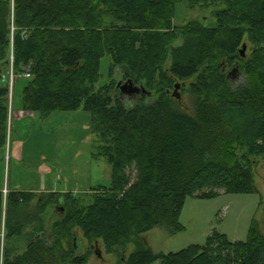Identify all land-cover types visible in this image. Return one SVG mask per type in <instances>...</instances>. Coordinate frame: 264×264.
Here are the masks:
<instances>
[{
	"label": "trees",
	"instance_id": "trees-1",
	"mask_svg": "<svg viewBox=\"0 0 264 264\" xmlns=\"http://www.w3.org/2000/svg\"><path fill=\"white\" fill-rule=\"evenodd\" d=\"M13 3L12 18L11 0H0V151L9 144L13 46L15 78L30 75L24 78L23 110L91 113L100 141L93 155L106 158L113 174L110 187L94 190L89 199L66 194L63 217L51 233L43 217L29 213L37 193L0 192V264H85L87 258L77 257L70 242L75 228L87 240L102 242L108 253L134 243L135 250L119 264H264V233L256 220L245 242L213 232L203 245L155 254L143 238L156 228L181 232L189 198L216 199L219 190L261 195L253 167L256 158L264 160V0ZM182 3L222 8L214 12L212 27L205 18L179 29L173 20ZM181 37L183 44L173 48ZM246 38L255 49L243 58ZM106 57L111 77L122 67L125 80L146 85L149 94L140 93L132 108L119 83L98 87ZM225 66L239 67L240 82L228 80ZM195 77L188 113L167 89ZM154 92L157 98L147 103ZM132 166L136 182L128 175ZM50 195L55 202L61 198ZM38 206L46 207L41 200ZM23 236L29 241L23 251L9 246L10 239Z\"/></svg>",
	"mask_w": 264,
	"mask_h": 264
},
{
	"label": "rangeland",
	"instance_id": "rangeland-1",
	"mask_svg": "<svg viewBox=\"0 0 264 264\" xmlns=\"http://www.w3.org/2000/svg\"><path fill=\"white\" fill-rule=\"evenodd\" d=\"M11 3L13 18V0ZM220 8H222L220 5L207 7L198 4L191 7L182 3L177 6V15L173 23L175 27L182 29L192 21H202L206 18L208 27H212L216 24L214 12ZM182 44L181 37L173 48H178ZM244 45L247 47L246 55L249 57L255 47L248 38L245 39ZM11 52L12 48L10 54ZM110 66L111 59L106 57L102 61V79L98 87L109 82L117 85L127 81L124 68L118 67L111 77ZM170 66L171 54L163 70L166 72ZM223 69L228 76L233 72L234 67L225 66ZM27 75L29 74H25ZM24 78L16 77L14 86L10 89L9 111L12 115L10 117L9 113V144L4 152L0 151V188L4 189V195L8 194V190L9 192H42L37 193L28 210L35 217H43L47 232L51 233L53 223L63 217L58 210L63 206L64 196L72 194L75 199L87 197L89 199L94 190L110 187L113 169L106 158H95L93 155L94 148L100 141L99 136L93 132L91 113L80 110L44 115L38 112L28 119L18 118L17 115L21 110L23 111L22 95L27 83ZM232 79L237 83L240 82L241 76L236 75ZM196 80L195 77L190 81L181 82L177 91L178 98L174 96L177 81L167 89L177 107L188 113L193 112L194 98L191 86ZM139 86L146 87L143 83ZM122 96L129 108H132L138 99V95L135 94ZM156 98L154 92V96L148 97L146 102L150 103ZM255 162L254 178L260 196L227 195L224 190H219L220 196L216 199L189 198L180 219L183 230L173 235L166 228H156L143 236L147 247L155 254L175 253L191 245L205 244L213 232L226 235L232 242H245L254 220L258 222L261 232L264 233V160L256 158ZM128 175L132 178V182H136L138 172L135 167L129 169ZM43 190L48 193H43ZM52 191L59 193L63 199L53 201L50 195ZM88 199L84 202L87 205ZM40 200L46 205L44 210L38 206ZM30 226L26 229L31 230ZM72 232L73 238L70 242L74 254L79 258L86 257L85 264H119L121 259L124 260L135 250V244L132 243L126 251L108 253L102 242L87 240L77 228ZM28 242L24 236L13 237L9 240V246L23 251ZM64 244L69 250V242L66 240Z\"/></svg>",
	"mask_w": 264,
	"mask_h": 264
},
{
	"label": "water",
	"instance_id": "water-1",
	"mask_svg": "<svg viewBox=\"0 0 264 264\" xmlns=\"http://www.w3.org/2000/svg\"><path fill=\"white\" fill-rule=\"evenodd\" d=\"M246 51H247V47H246V45H244L243 48L240 50V53H241V55H242L243 58H246V56H247L246 55ZM238 74H239V67L237 66V67L234 68L233 72H231L227 76V78H228V80L233 81L232 78H234V76H236ZM118 89L120 90L121 95H126V94H128V95H133V94L139 95L140 93L149 94L143 88V86L142 87H139V86L135 85L132 80H128V81H126L124 83L123 82L122 83H119L118 84ZM179 89H180V84L177 83L176 86H175V92H174V96L177 97V98L179 97L178 96V93H177V91Z\"/></svg>",
	"mask_w": 264,
	"mask_h": 264
},
{
	"label": "built area",
	"instance_id": "built-area-1",
	"mask_svg": "<svg viewBox=\"0 0 264 264\" xmlns=\"http://www.w3.org/2000/svg\"><path fill=\"white\" fill-rule=\"evenodd\" d=\"M12 48V52L10 54V72H9V83H10V89L13 88L14 86V81H15V75H14V71H13V65H14V60H15V57H14V49H13V46L11 47ZM26 78H29L30 75H27L25 76Z\"/></svg>",
	"mask_w": 264,
	"mask_h": 264
},
{
	"label": "crops",
	"instance_id": "crops-1",
	"mask_svg": "<svg viewBox=\"0 0 264 264\" xmlns=\"http://www.w3.org/2000/svg\"><path fill=\"white\" fill-rule=\"evenodd\" d=\"M34 113H30V112H25L24 110L22 111H20V113L17 115L18 116V118H25V119H28L29 118V116L31 117L32 115H33ZM11 115H12V112H10V117H11ZM4 191V189L2 190L1 188H0V192H3ZM9 191V190H8ZM31 193H38V194H40V193H42V192H31ZM43 193H48L47 191H45V190H43ZM51 193H57V192H51ZM62 198V197H61ZM63 199V198H62Z\"/></svg>",
	"mask_w": 264,
	"mask_h": 264
},
{
	"label": "flooded vegetation",
	"instance_id": "flooded-vegetation-1",
	"mask_svg": "<svg viewBox=\"0 0 264 264\" xmlns=\"http://www.w3.org/2000/svg\"><path fill=\"white\" fill-rule=\"evenodd\" d=\"M58 212L60 213V210H58Z\"/></svg>",
	"mask_w": 264,
	"mask_h": 264
}]
</instances>
